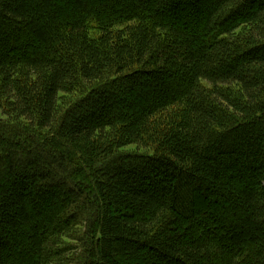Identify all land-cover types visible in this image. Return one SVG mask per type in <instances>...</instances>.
Segmentation results:
<instances>
[{"label":"trees","instance_id":"trees-1","mask_svg":"<svg viewBox=\"0 0 264 264\" xmlns=\"http://www.w3.org/2000/svg\"><path fill=\"white\" fill-rule=\"evenodd\" d=\"M57 185L42 211L29 191ZM11 244L27 264H264V0H0Z\"/></svg>","mask_w":264,"mask_h":264},{"label":"rangeland","instance_id":"rangeland-1","mask_svg":"<svg viewBox=\"0 0 264 264\" xmlns=\"http://www.w3.org/2000/svg\"><path fill=\"white\" fill-rule=\"evenodd\" d=\"M185 15L192 17V11L189 10L188 12H185ZM191 21L193 22L194 19ZM18 181L20 180L18 179ZM24 183L25 182H23V185H25ZM18 184L19 186H21L20 182H18ZM57 186L58 187H56L55 189L53 190L50 189L45 192H41L39 190L29 191L30 193H32V196L35 198L34 200L36 201V204L40 206V208H42V211L46 212L48 209L53 208L51 204L52 200H54V202H59V200H61L62 197L70 196L71 193H69V191H67L65 188L61 187L60 185ZM26 255L27 254L23 250V248H19V247L14 248L13 245L11 244L8 247L6 254H4L0 259V264H27Z\"/></svg>","mask_w":264,"mask_h":264}]
</instances>
